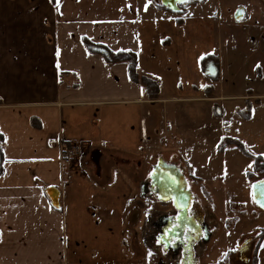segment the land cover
<instances>
[{
	"label": "crops",
	"instance_id": "1",
	"mask_svg": "<svg viewBox=\"0 0 264 264\" xmlns=\"http://www.w3.org/2000/svg\"><path fill=\"white\" fill-rule=\"evenodd\" d=\"M160 6L0 0V264H156L161 255L150 250L170 239L155 225L169 217L173 194L151 179L159 161L165 173L167 166L180 172L190 210L199 205L206 224L202 185L212 194L207 186L220 169L201 153L218 159L226 137V128L209 125L217 126L226 106L242 110L260 96L225 92L216 80L242 67L262 71L249 46L242 57L248 42L229 24L238 9L242 21L249 10H264V0H236L225 18L220 0L187 3L178 13ZM104 50L135 54L138 74L159 84L158 97L149 100L130 80L128 63L106 60ZM207 56L215 78L204 74ZM71 147L78 156L64 164L62 151ZM147 156L154 160L137 178ZM48 189L57 192L56 207Z\"/></svg>",
	"mask_w": 264,
	"mask_h": 264
},
{
	"label": "rangeland",
	"instance_id": "2",
	"mask_svg": "<svg viewBox=\"0 0 264 264\" xmlns=\"http://www.w3.org/2000/svg\"><path fill=\"white\" fill-rule=\"evenodd\" d=\"M234 1L236 0H220L222 17L224 16L225 18L228 15V8L233 6ZM212 3L214 4V0H212ZM249 13L252 16L248 17L247 20H241L239 23L233 20L229 25L239 26V28L231 29V32L235 33L238 38L242 37L248 42V44L246 43L247 45H244V43L240 46L242 57L247 59L251 55L247 52V46H249L251 50L256 52L258 56L256 59L260 57L259 61L263 63L262 71L259 70L260 68L252 71L242 67V73L225 72L224 75L216 80H222L221 90L225 92L233 90L235 93L260 95L255 98L258 99V102L252 106L249 119L241 118L236 111H232L230 108L229 110L226 106L223 113L217 115V126L210 124L209 128L213 132H220L226 128V137L240 141L251 155L253 153H261L264 156V10H249ZM231 45H233L232 41ZM262 56L263 58H261ZM236 103H240V101H236ZM222 139L219 142V147ZM219 147L214 151L219 156L216 160H211V152L201 153L204 158L209 160L210 167L219 166L220 169L219 179L216 184H208L207 186L212 194L208 193L206 187L202 185L204 194L208 196V199L201 198L202 204L200 207L205 206V199L210 201L206 213L208 216L206 225L212 229V235L206 242L207 245L203 252H207L208 255L206 259L201 258L202 264H219L221 256L227 249H231L233 246H238L246 241L251 242L250 244L255 246L258 244L260 236L263 235L262 237H264V211L255 206L251 195L253 183L264 179V169L261 173H255L252 178H248L247 172L252 170V160L235 145L225 146L222 151ZM153 160L154 156L145 157L137 169V178L143 176L149 170ZM221 199L224 202V206L220 208L218 205H220ZM173 209L172 203H170L167 213H165L166 216H170ZM138 235L141 237L140 232H138ZM145 250L148 251L147 249ZM150 251L161 255V259H155L156 264L159 262L168 264V256H165L159 248ZM258 259V264H264V239L258 250ZM251 262H246L244 258L240 259L238 254H231L224 264H251Z\"/></svg>",
	"mask_w": 264,
	"mask_h": 264
},
{
	"label": "flooded vegetation",
	"instance_id": "3",
	"mask_svg": "<svg viewBox=\"0 0 264 264\" xmlns=\"http://www.w3.org/2000/svg\"><path fill=\"white\" fill-rule=\"evenodd\" d=\"M193 208V212H191L190 202V208L185 214L173 209L169 217L161 218L159 223L155 225V228H160V238L166 236L170 239L164 249H161L168 256V264H202L201 258L206 259L208 255L207 252H203L207 245L206 242L212 235V229L207 228L195 204ZM250 243L246 241L227 249L221 256L219 264L226 263L231 254H238L240 259L244 258L246 262L250 263L255 253L253 251L257 246H252Z\"/></svg>",
	"mask_w": 264,
	"mask_h": 264
},
{
	"label": "water",
	"instance_id": "4",
	"mask_svg": "<svg viewBox=\"0 0 264 264\" xmlns=\"http://www.w3.org/2000/svg\"><path fill=\"white\" fill-rule=\"evenodd\" d=\"M197 1V0H187V2H183V0H160L162 6L166 9L172 11L173 13H178L179 6L186 5L187 3ZM244 18V11L242 9H238L234 14V20L240 21ZM204 74L209 78H215L217 75V70L214 65H209L205 68ZM1 163V160H0ZM164 167V163L159 161V164L154 168L153 174L151 179H155L158 177L162 184V189L165 192L173 193L172 196L167 198V201L172 202V206L177 211L186 212L190 207V202L192 199L191 193L186 190V183L184 182L183 177L181 176L180 172L173 166H167L168 171L170 174L165 173L162 168ZM165 168V167H164ZM162 171V172H161ZM166 171V172H168ZM264 181V179L256 181L252 185V201L257 208L264 211V206H261L260 200V182ZM175 185V186H174ZM174 191V192H173ZM47 196L53 206H57V192L55 189H48L46 191Z\"/></svg>",
	"mask_w": 264,
	"mask_h": 264
},
{
	"label": "trees",
	"instance_id": "5",
	"mask_svg": "<svg viewBox=\"0 0 264 264\" xmlns=\"http://www.w3.org/2000/svg\"><path fill=\"white\" fill-rule=\"evenodd\" d=\"M202 1H205V0L193 1V2L188 3V5H194V4H197L198 2H202ZM160 7L163 8V6H160ZM85 43L87 45H89L88 42L85 41ZM104 51H105V53L103 56L105 57L106 60H108L110 62H126V63H128V75H129L130 80L133 83L139 84L144 89L146 97L149 100H154L158 97L159 88H160L159 84L156 81H154L153 79H150V78H147L144 76H140L138 74V72H137L138 62H137V57L135 54L129 53V52L112 53V52H109L106 50H104ZM212 59H213L212 56H207L204 59H202L201 65L203 67V70H205V63L207 61L212 60ZM257 102H258V100H255L254 104H253V102H251L249 99H246L245 103H244V109L237 110L236 111L237 114L243 119H249L251 116L250 113H251L252 106L255 105ZM32 125L35 126L36 128L39 127V124L36 123L35 121H32ZM0 141H1V136H0ZM228 145H235L240 151H242L247 157H249L252 160V170L247 173L248 178H252L253 174H255V173L256 174L261 173V171L264 169V158H262L260 156L251 155L250 153H248L246 151V149L244 148L243 144L240 141H238L236 139L228 138V137L223 138L221 141L220 147L219 146L218 147L222 151L223 148L225 146H228ZM0 158H1V156H0ZM0 173H1V169H0ZM262 236L263 235L260 236V240L258 241V244H257L256 249H255V253H254L255 255L253 257V264H258V261H259L258 250H259V247L261 245L262 240L264 239V237H262Z\"/></svg>",
	"mask_w": 264,
	"mask_h": 264
},
{
	"label": "built area",
	"instance_id": "6",
	"mask_svg": "<svg viewBox=\"0 0 264 264\" xmlns=\"http://www.w3.org/2000/svg\"><path fill=\"white\" fill-rule=\"evenodd\" d=\"M78 156V150L76 148H65L62 151V161L64 164H69L72 159Z\"/></svg>",
	"mask_w": 264,
	"mask_h": 264
},
{
	"label": "snow or ice",
	"instance_id": "7",
	"mask_svg": "<svg viewBox=\"0 0 264 264\" xmlns=\"http://www.w3.org/2000/svg\"><path fill=\"white\" fill-rule=\"evenodd\" d=\"M183 2H187V0H183ZM259 192L261 196V200H260L261 206H264V181L260 182ZM149 255H151V252H149Z\"/></svg>",
	"mask_w": 264,
	"mask_h": 264
}]
</instances>
